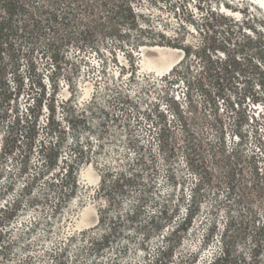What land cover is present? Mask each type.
Returning a JSON list of instances; mask_svg holds the SVG:
<instances>
[{"label": "trees", "instance_id": "obj_1", "mask_svg": "<svg viewBox=\"0 0 264 264\" xmlns=\"http://www.w3.org/2000/svg\"><path fill=\"white\" fill-rule=\"evenodd\" d=\"M157 1L0 0V163L22 152L16 170L0 173V254L13 248L6 229L29 236L57 225L81 200L80 172L92 167L99 229L71 237L77 247L49 264H264V125L253 117L248 125L244 109L264 96V12L248 1L194 0L199 16L184 12L170 36L152 13ZM189 28L195 43L185 41ZM146 46L183 58L161 79L138 77L135 56ZM68 47L96 61L86 74L95 89L89 101H79L75 66L63 77L69 96L58 98ZM151 83H183L208 98L214 89L229 108L228 126L213 99L212 137L172 100L180 141L164 127L149 148L126 108L129 91ZM110 88L118 93L101 106Z\"/></svg>", "mask_w": 264, "mask_h": 264}, {"label": "rangeland", "instance_id": "obj_2", "mask_svg": "<svg viewBox=\"0 0 264 264\" xmlns=\"http://www.w3.org/2000/svg\"><path fill=\"white\" fill-rule=\"evenodd\" d=\"M238 2H250L251 4L259 7L264 12V0H235ZM148 4V3H147ZM196 2L194 0H158L152 6V13L155 17L162 21L164 31L168 35H173L177 31V25L180 24L179 18L186 11L195 13ZM179 9V11H178ZM196 17L198 13L194 14ZM189 33L186 35V43L197 42V34L193 28H189ZM66 58L65 71L62 72L63 76L59 78V92L58 98L63 99L69 96L67 86L64 84L63 77L71 75V71L75 66L77 74H79V101H89L95 90L92 82L86 78L87 71L92 66H96V61L93 60V54L85 49L84 52L78 53L74 47H68L64 54ZM120 64L128 66L126 60L120 55ZM183 58V54L178 49H173L168 46H146L142 47L135 56V69L138 77H149L151 79H161L171 72V70L178 65ZM44 63V60H38V66ZM89 65V66H88ZM198 67V65H197ZM44 74V78L51 76L49 71H45L40 67ZM76 74V75H77ZM97 72H95V75ZM93 76V74H92ZM85 79V80H84ZM211 88V87H210ZM123 89V88H122ZM135 89V88H134ZM130 96L131 103L126 108L130 123H138L137 130L144 138L145 145L149 148L155 144L156 134L159 135L161 129L168 128L170 136L180 141V124L177 121L175 110L172 106V100L176 101L179 109L184 112L190 120V124L194 129L200 131H207L208 136L212 137L213 131L209 124L212 104H208L207 100H215L217 102L218 113L224 120L226 126L229 123L230 111L225 102L214 95L213 89L211 97H206L199 88L194 87L187 89V85L177 83L173 86L154 85L152 83L143 86L142 89L134 90ZM118 90L116 88L106 89L102 93L101 100L98 103L101 106L106 104L107 97H113ZM260 102L252 103L247 101L244 104V109L248 114V125L251 123V117L255 118L261 125H264V96H261ZM190 105H193L192 107ZM19 107L22 109L23 100L19 101ZM136 132V130H135ZM7 136L6 122H0V150L4 144ZM254 136L249 138V141L254 140ZM121 144L117 143L114 149L122 150ZM21 151L18 149L14 152L13 156L6 157L4 162L0 163V173L2 179L7 175V172L16 170L21 164ZM121 158L124 152H121ZM1 156V151H0ZM35 153L30 157V163L34 161ZM180 158V155H178ZM174 163V162H173ZM81 192V200L74 201L67 210L63 219L59 220L57 225L47 227L44 230L47 233L38 234V228L33 231L29 236L26 229H6V240L13 242V248L5 255L0 254V264H21L20 261L26 260L28 264H49L50 258L55 254L61 255L65 253L64 250L75 249L77 242H69L71 237L81 235L82 232L88 229H99L97 226L98 209L100 206L99 200L95 198V191L99 185L100 174L92 167H86L79 174ZM2 198H0V206L2 205ZM28 219V218H27ZM20 220V218H19ZM129 229V228H126ZM80 237V236H79ZM78 237V238H79ZM72 252H67L68 257H72ZM65 260V264H71L70 260Z\"/></svg>", "mask_w": 264, "mask_h": 264}]
</instances>
